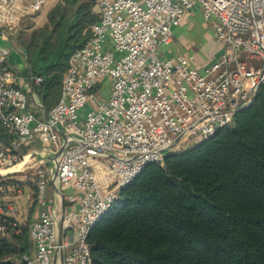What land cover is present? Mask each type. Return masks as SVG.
<instances>
[{
  "label": "built area",
  "instance_id": "obj_1",
  "mask_svg": "<svg viewBox=\"0 0 264 264\" xmlns=\"http://www.w3.org/2000/svg\"><path fill=\"white\" fill-rule=\"evenodd\" d=\"M45 2L0 0V25L18 24ZM198 3L224 46L205 70L185 55L158 52L172 41L191 0H97L98 21L71 56L47 119L28 107V94L5 64L9 50L0 47V123L12 136L7 149L0 143V193L10 189L3 179L9 167L38 151L54 155L58 187L53 204L52 178L37 168L41 210L29 225L34 252L13 256V264H93L88 236L119 191L148 163L231 125L264 88V0ZM37 141L39 149L21 153ZM17 211L0 200V235L21 234Z\"/></svg>",
  "mask_w": 264,
  "mask_h": 264
},
{
  "label": "trees",
  "instance_id": "obj_2",
  "mask_svg": "<svg viewBox=\"0 0 264 264\" xmlns=\"http://www.w3.org/2000/svg\"><path fill=\"white\" fill-rule=\"evenodd\" d=\"M96 1L59 0L45 24L19 41L47 111L60 98L71 56L92 35ZM11 138L0 123L5 149ZM30 222L20 235H0V264L32 253ZM88 243L93 264H264V88L231 125L145 165Z\"/></svg>",
  "mask_w": 264,
  "mask_h": 264
},
{
  "label": "crops",
  "instance_id": "obj_3",
  "mask_svg": "<svg viewBox=\"0 0 264 264\" xmlns=\"http://www.w3.org/2000/svg\"><path fill=\"white\" fill-rule=\"evenodd\" d=\"M191 1L193 3L192 8L185 13L180 24L175 26L172 30V41L168 45L159 47L158 52L162 57H170L178 54L185 55L191 59L193 67L199 70H205L218 62L223 53L224 46L223 43L216 38L213 30L210 28V25L204 21L198 0ZM47 12L48 9L47 11H43L40 15L24 17L19 21V25H0V47L9 50L6 56L5 64L13 68L16 72L20 82V87L28 94V107L35 111L36 115L40 119H47L48 111L44 107L40 97L33 91L32 78L27 69L26 54L24 48L19 44V41L27 40L34 28H39L45 24ZM41 17L44 19L39 24L37 20ZM29 18H32L34 24L23 30L20 25L25 21V19L28 20ZM40 146L41 144L39 141L34 142L24 147L21 150V153H30L37 148L39 149ZM24 149H27V151L23 152ZM37 157H40V163L43 164L42 166L46 170L48 176L52 178V180H50L48 196L50 201L55 204L58 192L54 171L55 157L52 154L41 153L38 151V153H32L29 158ZM46 162H49L48 167L45 164ZM10 168L12 167H9V169ZM14 172L8 171L6 176L3 178L10 185V189L6 192L0 193V200L13 202L16 205L17 200H21V196L25 193L24 197L26 199L24 200L26 202L28 201L29 204L27 206L26 218L22 220L21 223H25L29 220L32 221L39 216L41 210V206L35 197L37 187H35L33 190L34 193L32 194L29 188H24L25 185H22L24 182H19L11 177ZM18 214H20L19 209L14 215L16 220V216ZM33 252L34 245L32 248V253Z\"/></svg>",
  "mask_w": 264,
  "mask_h": 264
},
{
  "label": "rangeland",
  "instance_id": "obj_4",
  "mask_svg": "<svg viewBox=\"0 0 264 264\" xmlns=\"http://www.w3.org/2000/svg\"><path fill=\"white\" fill-rule=\"evenodd\" d=\"M58 1L59 0H48V1L46 0L45 4L42 6V8L34 14H30V17L40 15L43 11H47V9L49 11L53 6H55L58 3ZM43 19H44L43 17L39 18L37 20L38 23L40 24L43 21ZM46 19H47V14H46ZM33 24L34 23H33L32 18H29L28 20L25 19V21L22 22L20 26L24 30L25 28L31 27ZM189 145H191V144H188V142H187L186 144L183 145L182 149L188 147ZM39 160H40V157L24 159L23 164L18 168L19 170L17 172L15 171L11 176L12 178L18 180L19 182H24L22 185H25L24 188L26 187V189L29 188L30 192H32V194L34 193L33 190L35 189L36 183L38 181L37 171L40 168V166L43 167L42 166L43 164L40 163ZM45 164L48 167L49 162H46ZM11 167H13V166H11ZM24 195H25V193L21 196V198L23 200L22 199L17 200V202H16V206H18V209L20 211V214H18L16 216V218L20 222H22V220H24L26 218L27 206L29 204L28 201L26 202L24 200V199H26L24 197Z\"/></svg>",
  "mask_w": 264,
  "mask_h": 264
},
{
  "label": "bare ground",
  "instance_id": "obj_5",
  "mask_svg": "<svg viewBox=\"0 0 264 264\" xmlns=\"http://www.w3.org/2000/svg\"><path fill=\"white\" fill-rule=\"evenodd\" d=\"M23 163H21V164H19L18 166H14V167H12V168H10L8 171L10 172H14V171H17V170H19L18 168L22 165ZM0 173H2V171H0Z\"/></svg>",
  "mask_w": 264,
  "mask_h": 264
},
{
  "label": "water",
  "instance_id": "obj_6",
  "mask_svg": "<svg viewBox=\"0 0 264 264\" xmlns=\"http://www.w3.org/2000/svg\"><path fill=\"white\" fill-rule=\"evenodd\" d=\"M252 104H253V101H252L249 105H247V106H245L244 108L240 109L239 111H241V110H243V109H245V108L251 106Z\"/></svg>",
  "mask_w": 264,
  "mask_h": 264
}]
</instances>
